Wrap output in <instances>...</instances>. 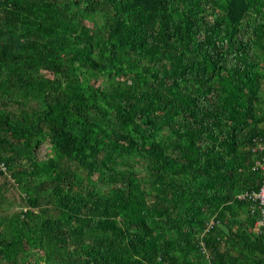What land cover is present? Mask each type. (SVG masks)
I'll return each instance as SVG.
<instances>
[{"label":"trees","instance_id":"1","mask_svg":"<svg viewBox=\"0 0 264 264\" xmlns=\"http://www.w3.org/2000/svg\"><path fill=\"white\" fill-rule=\"evenodd\" d=\"M264 0H0V264H264Z\"/></svg>","mask_w":264,"mask_h":264},{"label":"built area","instance_id":"2","mask_svg":"<svg viewBox=\"0 0 264 264\" xmlns=\"http://www.w3.org/2000/svg\"><path fill=\"white\" fill-rule=\"evenodd\" d=\"M257 166H260L262 169H264L263 163L257 162ZM255 198L260 201V208L262 210V220L259 221V226H264V182L262 184V187L260 188L259 192L253 193Z\"/></svg>","mask_w":264,"mask_h":264}]
</instances>
